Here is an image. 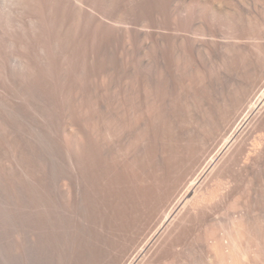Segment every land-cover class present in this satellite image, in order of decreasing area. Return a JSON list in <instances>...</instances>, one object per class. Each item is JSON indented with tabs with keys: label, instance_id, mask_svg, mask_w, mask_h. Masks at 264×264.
Instances as JSON below:
<instances>
[{
	"label": "rangeland",
	"instance_id": "374dc122",
	"mask_svg": "<svg viewBox=\"0 0 264 264\" xmlns=\"http://www.w3.org/2000/svg\"><path fill=\"white\" fill-rule=\"evenodd\" d=\"M59 1L0 0V264H264V0H246L238 8L235 0L234 11L225 5L231 18V11L245 16L239 19L212 23L200 15L189 21L181 17L205 37L193 38L192 44L185 38L188 35H181L186 43L182 52L177 51L182 58L194 57L195 65H186L193 66L201 81L185 84L186 80L177 81L178 74L172 79L171 73L172 81L164 86L170 93L176 81L183 91L173 89L167 98L172 99L167 102L171 109L166 106L168 115H174L175 119L169 115L171 121L179 119L173 126L182 146L167 147L170 152L157 148L153 165L146 163L145 150L138 152L136 162L121 168L122 175H130L122 176L117 188L106 185L107 181L97 183L85 163L86 110L101 111V98H116L119 91L114 86L118 81L108 83L102 73L97 75V61H105L112 76L131 73L139 60L150 66L152 54L167 49L173 35L108 23L93 12L91 2ZM217 2L220 5L219 0L197 3V10L210 6L221 10L224 5L220 9ZM104 34L115 43L113 39L111 45L100 44V49ZM95 45L98 52L92 48ZM185 50L190 55H184ZM155 73L148 76L152 81L158 78ZM176 97L178 104L183 101L176 106L180 110L172 108ZM181 117L188 120L184 125ZM179 127L183 132L176 130ZM138 171L154 174L149 184L139 180L147 191L138 186Z\"/></svg>",
	"mask_w": 264,
	"mask_h": 264
},
{
	"label": "bare ground",
	"instance_id": "6f19581e",
	"mask_svg": "<svg viewBox=\"0 0 264 264\" xmlns=\"http://www.w3.org/2000/svg\"><path fill=\"white\" fill-rule=\"evenodd\" d=\"M86 1L88 4L89 2L92 3L94 9H93V12L95 11L98 15V17H100L101 20H109L108 23H111V22H114L116 25H120V26H127L129 24H131L130 26L133 25V27H137V28H140L142 30H157V31H169L171 32V34L173 36H169L168 38V41H170V46L168 47V42L165 44L167 46V49L165 50H162L160 52V49H156L158 52H154L152 54V58L151 57H146L147 59L151 58V60H153L151 62L150 60V66H145V65H142V61L139 62L140 58L138 59L139 61L134 63L133 65H130L129 68H131V66H133L131 69V73H128L127 70H129V68L126 70L127 73L125 72H121V73H124V74H116L114 76H112L110 73L107 72V68L105 66V64H100L102 62V59H101V62L97 64L98 66V69L96 68L95 70H97L98 74L97 75H100V73H102L101 75L104 76L105 78V82H112V83H115L114 81H118L117 83H119L120 85V88L117 87L119 85H114L117 90H119L116 94V98L114 97L113 95V99L110 98V95H109V98L110 99H106V96L104 95L105 97V101H103V97L101 98V103L104 102V105L101 104L100 108H101V111L99 112H95L94 109H93V105H90L88 108L90 110V107L91 110L88 112L86 109V112L87 114L85 115V118L86 120L83 122L85 125L83 126V131L82 133H84V144H85V156H87L86 160L87 162V165L86 167H88V173H90V175L92 174V176L90 177H95L96 180H97V183L99 181L102 182L103 181V185L104 184V181H107V183L109 184H106L108 186H113L115 187V184L120 181L121 182V177L124 176L126 177V175L129 173H125L126 175H122L124 174L123 172V168L125 167V169L127 168L126 166H130L132 163L136 162V158L138 157V152L140 151H143L145 150L146 152V157H147V161L146 163L149 161L150 164H152V162L154 163V159H155V150L159 147H178L179 145H181L180 143H178V140L176 139L175 137V127L173 126L175 123L174 122H177L179 119H176L173 121V119H175L173 116H170L173 117L172 121L170 119V116L168 115V109H171V105L168 104L169 102L171 103V100L168 101V97L170 98V96L172 97V92L171 91L175 88H178L180 86L177 87L178 83H176L175 79L173 81H175L174 85L176 86L175 88L172 89V86H171V91L170 93H168V91H166L167 89L164 87L165 85H169V82H171V73L173 74L172 76V79L173 78H176L179 76V78H176L177 81L179 80V82H183L184 83V80H186L185 84L188 82V81H193V84H194V81H197L199 80L200 78V81H201V77H199V74L198 73H194L193 72V66H192V69L189 68V65L191 63L194 64L195 60H194V57H191L189 58L190 56V53L188 50V52H184V55H187L188 57L185 58H182V56L180 55H177V51L180 53L182 52V50H184L183 48V44L186 43L183 41V39L180 37L181 35H188L189 37H185L186 39H191L190 41H194V39L197 37V38H200L202 35L199 33V30H195L194 25H190V23L188 22H184L185 20H181V17H185L188 19L186 21H189V20H192V19H197V17H199L198 15L201 16V19L202 20H205V21H225V20H228L229 18H231V14L230 13V6L232 7V2H236L234 5H241V6H244L243 4L245 3L246 4V0H231L228 2L227 1V4H223V0H219L220 5V9L222 8L221 6L224 5V7L219 10L217 9H214L212 8L211 6L208 7V8H203L201 11L200 10H197V8L200 7L199 4H204V2H206V0H203L201 3L200 2H197L199 0H194V1H183V0H84ZM84 1H82L84 3ZM225 1V3H226ZM42 2V1H41ZM58 2H60L58 0ZM63 2V1H62ZM66 2V1H65ZM81 2V3H82ZM85 2V3H86ZM199 4H197V3ZM216 2V1H215ZM214 2V3H215ZM231 2V3H230ZM50 3V2H49ZM71 3V2H70ZM82 3V5H83ZM211 3V2H210ZM230 5H229V4ZM248 3V2H247ZM250 3V2H249ZM256 3V2H255ZM258 3V2H257ZM57 4V3H56ZM87 4V5H88ZM208 4H209V1H208ZM207 4V5H208ZM232 4V5H231ZM261 4V3H260ZM259 4V5H260ZM263 4V3H262ZM66 5V4H64ZM73 5V4H72ZM213 6V4H211ZM225 5L229 6L226 7ZM58 6V5H57ZM66 6H69V5H66ZM89 6V5H88ZM203 7V5H201ZM209 6V5H208ZM70 7V6H69ZM87 7V6H86ZM204 7H207V6H204ZM218 7V6H217ZM234 7V6H233ZM232 7V8H233ZM256 7V6H255ZM259 7V6H258ZM257 7V8H258ZM38 8V7H37ZM80 8V7H79ZM78 8V9H79ZM85 8V7H84ZM211 8V9H210ZM225 8H227L229 12H226ZM235 8V7H234ZM234 8L232 9V11H234ZM238 8V6H237ZM236 8V9H237ZM240 8V7H239ZM242 8V7H241ZM59 9V8H58ZM63 9V7H62ZM91 9V8H90ZM213 9V10H212ZM235 9V11H237ZM245 9V8H244ZM247 9V7H246ZM256 9V8H255ZM46 10V9H45ZM60 10V9H59ZM68 10V9H67ZM77 10V9H76ZM81 10V8H80ZM259 10V9H258ZM37 11V10H36ZM49 11V10H48ZM72 11V10H71ZM79 11V10H77ZM76 11V12H77ZM232 13V15L234 14V16H232V20H233V17L234 18H237L238 15H239V12H238V15L235 14V13ZM240 11V10H239ZM243 11V10H242ZM240 11V12H242ZM250 11V10H249ZM257 11V10H256ZM31 12V11H30ZM53 12V11H52ZM92 12V13H93ZM94 12V13H95ZM200 12V13H198ZM236 12V13H237ZM68 13V11H67ZM66 13V14H67ZM86 13V12H85ZM95 13V14H96ZM244 13V12H243ZM250 13V12H248ZM52 14V13H51ZM69 14V13H68ZM71 14V13H70ZM79 14L81 15L80 11H79ZM87 14V13H86ZM34 15V14H33ZM39 15V14H38ZM64 15V14H63ZM62 15V16H63ZM74 15V14H73ZM242 15V14H241ZM240 15V17H241ZM236 16V17H235ZM244 16V15H242ZM249 16V15H248ZM254 16V15H253ZM39 17V16H38ZM64 17V16H63ZM83 17V16H82ZM88 17V16H87ZM90 17V16H89ZM93 17V16H92ZM238 17V19L240 18ZM245 17V16H244ZM250 17V16H249ZM68 18V17H67ZM77 18V17H76ZM95 18V17H94ZM97 18V17H96ZM185 18V19H186ZM64 19V18H63ZM91 19V18H90ZM88 19V20H90ZM252 19V18H251ZM254 19V18H253ZM72 20V19H71ZM77 21V19H75ZM92 20V19H91ZM94 20V19H93ZM111 20V21H110ZM201 20V21H202ZM73 21V20H72ZM84 21V20H83ZM87 21V20H86ZM99 21V19H98ZM247 21V19H246ZM70 22V21H69ZM96 22V21H95ZM107 22V21H106ZM244 22V21H243ZM251 22V21H250ZM73 23V22H72ZM72 23H70L72 25ZM78 23V22H77ZM80 23V22H79ZM84 23V22H83ZM93 23V22H92ZM99 23V22H98ZM213 23V22H212ZM75 24V23H74ZM90 24V23H89ZM94 24V23H93ZM92 24V25H93ZM96 24V23H95ZM67 25V24H65ZM77 25V24H76ZM88 25V24H87ZM111 25V24H110ZM211 25V24H210ZM216 25V24H215ZM214 25V26H215ZM238 25V24H237ZM245 25V24H244ZM61 26V25H60ZM79 26V25H77ZM100 26V24H99ZM103 26V25H102ZM106 26V25H104ZM103 26V27H104ZM213 26V25H212ZM226 26V25H225ZM242 26V25H241ZM73 27V26H72ZM76 27V26H75ZM74 27V28H75ZM86 27V26H85ZM98 27V26H96ZM208 27V26H207ZM210 27V26H209ZM216 27V26H215ZM220 27V25L218 26ZM224 27V25H223ZM230 27V26H228ZM232 27V26H231ZM238 27V26H237ZM240 27V25H239ZM249 27V26H248ZM64 28V27H63ZM84 28V27H83ZM82 28L83 30V33H84V29ZM94 28V26H93ZM101 28V26H100ZM112 28V27H111ZM241 28V27H240ZM239 28V29H240ZM67 29V28H66ZM73 29V28H72ZM78 29V28H77ZM105 29V28H104ZM217 29V28H216ZM246 29V28H245ZM260 29V28H258ZM90 30V29H89ZM114 30V27L113 29ZM110 30V31H112ZM210 30V29H209ZM215 30V29H214ZM238 30V29H237ZM68 31V30H67ZM81 31V30H80ZM93 31V30H92ZM91 31V32H92ZM98 31V30H97ZM106 31H109L108 29ZM105 31V32H106ZM220 31V29H219ZM225 31V30H224ZM230 31V30H229ZM246 31V30H245ZM249 31V30H248ZM251 31V30H250ZM86 32V31H85ZM104 32V31H103ZM114 32V31H112ZM166 32V33H167ZM167 33V34H170V33ZM209 32V31H208ZM222 32V31H221ZM253 32H256L254 29H253ZM76 33V32H75ZM82 33V34H83ZM109 33V32H108ZM240 33V32H239ZM238 33V34H239ZM100 34V33H99ZM113 34V33H112ZM116 34V33H115ZM203 34V33H202ZM207 33L203 34V35H206ZM215 34V33H214ZM236 34V33H235ZM244 34V33H243ZM249 34V33H248ZM98 35V34H97ZM110 35V34H109ZM107 35V34H104V35H101L102 38L100 37V39H103V43H99L100 44H103L105 46L107 45H111V43L113 42L111 38V41H110V36ZM166 35V34H165ZM201 35V36H200ZM247 35V34H246ZM257 35V34H256ZM81 36V35H80ZM84 36V35H83ZM199 36V37H198ZM207 36V35H206ZM210 36V35H209ZM222 36V35H221ZM240 36V35H239ZM251 36V35H249ZM258 36V35H257ZM86 37V35H85ZM161 37V36H160ZM159 37V39H160ZM164 37V35H163ZM167 37V36H166ZM213 37V36H212ZM236 37V36H235ZM254 37V36H253ZM96 38V37H95ZM99 38V36H98ZM181 38V39H180ZM194 38V39H193ZM205 37H201V39ZM215 38V37H214ZM228 38V36H226V39ZM234 38V37H233ZM232 38V39H233ZM249 37H247L248 39ZM257 38V37H256ZM90 39V38H88ZM87 39V40H88ZM94 39V38H92ZM91 39V40H92ZM158 39V38H157ZM220 39V38H219ZM225 39V38H224ZM230 39V40H232ZM251 39V38H250ZM82 40V39H81ZM86 40V41H87ZM117 40V39H116ZM164 40V39H163ZM167 40V39H165ZM185 40V39H184ZM197 40V39H195ZM215 40V39H214ZM236 40V39H235ZM254 40V39H253ZM256 40V39H255ZM264 40V39H263ZM187 41V40H186ZM189 41V42H190ZM192 41V44H194ZM212 41H213V38H212ZM99 42V41H98ZM165 42V41H164ZM196 43V41H194ZM201 42V41H199ZM197 42V43H199ZM225 42V41H224ZM232 42V41H231ZM81 43L83 44V41H81ZM91 43V42H90ZM94 43V42H93ZM92 43V44H93ZM114 43H115V39H114ZM119 43V42H117ZM161 43V42H159ZM82 44H79L80 46ZM95 44V43H94ZM97 44V43H96ZM157 44V43H156ZM163 44V43H162ZM161 44V45H162ZM189 44V43H187ZM203 44V43H202ZM88 45V44H87ZM115 45V44H114ZM186 45V44H185ZM191 45V43L189 44ZM197 45V44H196ZM232 45V44H231ZM239 45V44H238ZM73 46V45H71ZM154 46V44H153ZM166 46H164L163 48H166ZM200 45H197V47H199ZM236 46V45H235ZM79 47V46H78ZM86 47V46H85ZM88 47V46H87ZM95 49L98 47L97 45L93 46L92 48ZM104 47V46H103ZM109 47V46H108ZM187 48V45L185 46ZM193 47V46H192ZM192 47H191V50H192ZM237 47V46H236ZM73 48V47H72ZM81 48V47H80ZM89 48V47H88ZM91 48V50H93ZM101 45H100V49H101ZM241 48V47H240ZM99 49V48H98ZM98 49H96V52H98ZM189 49V48H187ZM193 49H195L193 47ZM149 50V49H148ZM156 50H153V51H156ZM197 50V49H196ZM195 50V51H196ZM85 51V50H84ZM83 51V52H84ZM100 51V50H99ZM102 51V50H101ZM193 51V50H192ZM193 52V54L195 53V55H199V53L197 52ZM199 51V50H197ZM203 51V50H202ZM81 52V51H80ZM93 52V51H92ZM95 52V50H94ZM100 53V52H99ZM97 53L96 55L98 56ZM143 53V52H142ZM150 53H152V51H150ZM149 53V54H150ZM186 53V54H185ZM94 54V53H93ZM101 54V53H100ZM136 54V53H135ZM145 56L146 55H149L148 52L147 54L144 53ZM203 54V52H202ZM76 55V54H75ZM80 55V54H79ZM95 55V56H96ZM138 55V54H137ZM192 55V54H191ZM194 55V56H195ZM245 55V54H244ZM83 56V55H81ZM193 56V55H192ZM71 57V56H70ZM87 57V56H86ZM85 57V58H86ZM200 57V56H199ZM244 57V56H243ZM76 58V57H75ZM95 58V57H94ZM138 58V57H137ZM144 58V57H143ZM142 58V59H143ZM189 58L190 60L189 61H186V59ZM223 58V57H222ZM83 59V58H82ZM145 59V58H144ZM197 60V58H195ZM94 60V59H93ZM97 60V59H96ZM136 60V59H135ZM207 60V59H206ZM77 61H78V58H77ZM145 61V60H144ZM143 61V62H144ZM147 61V60H146ZM202 61V60H201ZM236 61V60H235ZM249 61V60H248ZM246 61V62H248ZM132 62V61H131ZM189 65H186L187 63H189ZM209 62V61H208ZM225 62V61H224ZM237 62V61H236ZM242 62V61H241ZM86 63V62H85ZM139 63V64H137ZM149 61L146 63L148 65ZM239 63V62H238ZM253 63V62H252ZM87 64V63H86ZM137 64V65H135ZM145 64V62L143 63ZM231 64V63H230ZM243 64V62H242ZM250 64V63H249ZM84 65V64H83ZM192 65V64H191ZM195 65V64H194ZM204 65V64H203ZM241 65V64H239ZM89 66V65H88ZM211 66V65H210ZM223 66V65H222ZM225 66V65H224ZM246 66V65H245ZM248 66V64H247ZM246 66V67H247ZM87 67V66H86ZM191 67V66H190ZM196 66H194L195 68ZM207 67V66H206ZM253 67V66H252ZM77 68V67H76ZM202 68V67H201ZM225 68V67H224ZM228 68V67H227ZM245 68V67H244ZM197 69V68H196ZM204 69V68H203ZM237 69V68H236ZM79 70V69H78ZM160 70V71H159ZM235 70V69H234ZM242 70H243V67H242ZM73 71V70H72ZM124 71V70H123ZM130 71V70H129ZM156 73L159 74L158 75V78H155L154 81L151 80L150 77V73L152 74L153 73ZM158 71V72H157ZM194 71H197V70H194ZM200 71V70H199ZM244 71V70H243ZM246 71V70H245ZM248 71V70H247ZM71 72V71H70ZM161 72V73H160ZM193 72V73H192ZM198 72V71H197ZM201 72V71H200ZM216 72V70H215ZM214 72V73H215ZM237 72V71H236ZM73 73V72H72ZM76 73V72H75ZM83 73V72H82ZM96 73V72H95ZM155 73V74H156ZM176 73V74H175ZM237 73H240L239 71ZM242 73V72H241ZM241 73L239 75H241ZM94 74V73H93ZM156 74V75H157ZM178 76H174V75H177ZM243 74V73H242ZM252 74V73H251ZM73 75V74H72ZM96 75V76H97ZM153 75V74H152ZM151 75V76H152ZM78 76V75H77ZM81 76V75H80ZM87 76V75H86ZM85 76V77H86ZM202 76V75H201ZM217 76V75H216ZM214 78V76H212ZM211 77V78H212ZM237 77V76H236ZM249 77V75H248ZM250 77H253L252 75ZM74 78H77V77H74ZM154 78V76L152 77ZM203 78V77H202ZM216 78V77H215ZM243 78H245V76L243 75ZM80 79V78H78ZM170 79V81H169ZM250 79V78H249ZM85 80V79H84ZM76 81V80H75ZM248 81V80H247ZM74 82V81H73ZM155 82V83H154ZM189 82V84H190ZM154 83V84H153ZM192 83V82H191ZM211 83V82H210ZM106 84V83H105ZM171 84V83H170ZM182 84V83H181ZM180 85V83H179ZM202 85V84H201ZM237 85V84H236ZM183 86V84L181 85ZM114 87V88H115ZM206 87V86H205ZM204 87V88H205ZM228 87V86H227ZM119 88V89H118ZM181 88V87H180ZM186 88V86H185ZM190 88V87H189ZM188 88V89H189ZM193 88V87H192ZM225 88V87H224ZM197 89V88H196ZM237 89V88H236ZM177 90V89H175ZM174 90V91H175ZM183 90V89H182ZM201 90V89H200ZM115 91V90H114ZM177 91H180L177 90ZM175 91V95L176 96V92ZM192 91V90H191ZM229 91V90H228ZM235 91V90H234ZM183 93V91H180ZM179 92V93H180ZM195 92V91H194ZM237 92V91H236ZM178 93V94H179ZM199 93V92H197ZM169 94H171L169 96ZM204 94V93H203ZM217 94V93H216ZM228 94V93H227ZM205 95V94H204ZM220 95V94H219ZM200 96V95H199ZM230 96V95H229ZM264 96V95H263ZM108 97V96H107ZM221 97V96H220ZM260 97V96H259ZM174 98V97H173ZM177 98V99H176ZM175 100L177 101L178 100V97H176ZM222 98V97H221ZM224 98V97H223ZM263 98V97H262ZM261 98V99H262ZM133 99V100H132ZM135 99V100H134ZM181 99V100H180ZM226 99V98H225ZM231 99V98H230ZM259 99V98H258ZM175 100L173 101L174 104H175ZM180 101H182V98H179ZM233 100V99H232ZM87 101V100H86ZM98 101V100H97ZM133 101V102H132ZM230 101V100H229ZM168 102V103H167ZM172 102V103H173ZM179 101L176 102V105L175 107H173L172 105V108H178V107H181V103L183 102H180L178 104ZM226 102V101H225ZM232 102V101H231ZM230 102V103H231ZM261 102V101H260ZM87 103V102H86ZM203 103V101H202ZM264 103V102H263ZM89 104V103H88ZM92 104V103H91ZM168 106V109L166 108V106ZM197 104V103H196ZM216 104V103H215ZM103 105V106H102ZM187 105V104H186ZM185 105V106H186ZM248 105V104H247ZM258 105V104H257ZM99 106V105H98ZM178 106V107H176ZM217 106V105H216ZM215 106V107H216ZM232 106V105H231ZM95 107V105H94ZM211 107V106H210ZM234 107V106H233ZM264 107V106H263ZM87 108V107H86ZM99 108V109H100ZM103 108V110H102ZM166 108V110H165ZM188 108V107H187ZM205 108V107H204ZM218 108V107H216ZM261 108V107H260ZM93 109V111H92ZM179 109V108H178ZM183 109V108H182ZM181 109V110H182ZM203 109V108H202ZM229 109V108H228ZM262 109V108H261ZM98 110V109H96ZM180 110V109H179ZM177 110V111H179ZM207 110V109H206ZM214 110V108H213ZM218 110V109H217ZM259 110V109H258ZM257 110V111H258ZM172 111V110H171ZM170 111V113H171ZM174 111H176L174 109ZM188 111V110H186ZM185 111V112H186ZM219 111H221L219 109ZM184 112V111H183ZM209 112V111H208ZM226 112V111H225ZM259 112V111H258ZM176 113V115L178 113H180L179 115H181L182 113L179 111L178 113L177 112H174V114ZM214 113V112H213ZM217 113V112H216ZM220 115V112H218ZM228 114H230L229 112H227ZM235 113V111H234ZM252 113V112H251ZM249 113V114H251ZM173 114V111L172 113ZM190 114V113H189ZM206 114V113H205ZM232 114V113H231ZM256 114V113H255ZM185 115V114H184ZM200 115V114H199ZM209 115V114H208ZM217 115V116H218ZM257 115V114H256ZM178 116V115H177ZM183 116V115H181ZM180 117V116H179ZM185 117V116H184ZM184 117H181L182 119ZM206 117V116H205ZM224 117H227V115L225 114ZM231 117V116H230ZM248 117V116H247ZM178 118V117H177ZM200 118V117H199ZM203 118V117H201ZM213 118V117H212ZM220 118V117H219ZM229 118V117H228ZM181 119V120H182ZM187 118H184L183 119V125L184 123H186L188 120H186ZM210 119V118H209ZM180 120V121H181ZM207 120V119H206ZM179 121V122H180ZM208 121V120H207ZM220 121V120H219ZM217 120V122H219ZM229 121V120H228ZM257 121V120H256ZM263 121V120H262ZM195 122V121H194ZM197 122V121H196ZM227 122V121H226ZM174 123V124H173ZM206 123V122H205ZM225 123V122H224ZM244 123V122H243ZM262 123V122H261ZM226 124V123H225ZM257 124V123H256ZM260 124V123H258ZM190 125V124H189ZM196 125V123H195ZM194 125V126H195ZM176 126V124H175ZM179 126V125H178ZM206 126V125H205ZM204 126V127H205ZM177 127V126H176ZM209 127V126H208ZM215 127V126H214ZM255 127V126H254ZM257 127V126H256ZM184 128V127H182ZM187 128V127H186ZM197 128V127H196ZM261 128V127H260ZM179 128H176L177 131H182L183 130H179ZM188 129V128H187ZM195 129V128H194ZM202 129V128H201ZM212 129V128H211ZM210 129V132L212 131ZM203 130V129H202ZM213 130H215L213 128ZM219 130V129H218ZM249 130V129H248ZM191 131V130H190ZM205 131V130H204ZM254 131V130H253ZM200 132V131H199ZM208 132V131H207ZM209 132V133H210ZM216 132V131H215ZM214 132V133H215ZM251 132V131H250ZM178 133V132H177ZM203 133V132H202ZM182 134V133H181ZM196 134V133H195ZM212 134V133H211ZM209 135V134H207ZM256 135V133H255ZM193 136V135H192ZM199 136V135H197ZM212 136V135H211ZM259 136V135H258ZM191 137V136H190ZM195 137V136H194ZM184 138V137H182ZM188 140H189V137H187ZM192 138V137H191ZM208 138V137H207ZM213 138V137H212ZM180 139V138H179ZM197 139V138H196ZM250 139V137H249ZM187 140V141H188ZM194 140V139H193ZM248 140V139H247ZM259 140V139H258ZM197 141V140H195ZM193 141V143L195 142ZM187 143V142H186ZM196 143V142H195ZM195 143L193 145H195ZM257 143V142H255ZM264 144V143H263ZM109 148V156H110V159H109V162H112L110 160H113V163H107V155L105 153L106 151V147ZM192 145V144H189V146ZM111 146V147H110ZM182 146V145H181ZM240 146V145H239ZM192 147V146H191ZM189 147V148H191ZM199 147V146H197ZM104 148H106L104 150ZM111 148V149H110ZM167 148V150H168ZM179 148V147H178ZM177 148V150H178ZM185 148V147H184ZM194 147H192L193 149ZM201 148V147H199ZM170 149V148H169ZM173 149V148H171ZM170 149V150H171ZM176 149V148H175ZM181 149V148H180ZM197 149V148H196ZM108 150V149H107ZM170 150H168L170 152ZM188 150V149H187ZM253 150V149H252ZM256 150V149H255ZM165 151V150H164ZM174 151V150H173ZM171 151V154L172 152ZM193 151V150H192ZM179 152V151H178ZM182 152V151H181ZM190 152V151H189ZM188 152V153H189ZM197 152V151H196ZM194 152V153H196ZM256 152V151H255ZM254 152V153H255ZM262 152V151H261ZM174 153V152H173ZM193 153V154H194ZM141 154V153H140ZM186 154V153H184ZM259 154V153H258ZM263 154V153H262ZM144 155V154H143ZM170 155V154H169ZM175 155V153H174ZM190 155V154H189ZM137 156V157H136ZM144 156V157H145ZM187 156V155H186ZM186 156L184 158H186ZM192 156V155H191ZM258 156V155H256ZM260 156V155H259ZM136 157V158H135ZM145 157V158H146ZM171 157H174V156H171ZM195 157V156H194ZM175 159L176 156L174 157ZM189 158V157H188ZM188 158L186 161H188ZM192 158V157H191ZM181 159V158H180ZM142 160V159H141ZM145 159L142 160V162L144 161ZM183 160V159H182ZM185 160V159H184ZM141 162V161H140ZM168 162H170L168 160ZM193 162V161H192ZM183 163V162H182ZM181 163V164H182ZM185 163V162H184ZM191 163V162H190ZM165 164V163H164ZM142 165V164H141ZM148 165V164H147ZM153 165V164H152ZM169 165V164H168ZM171 165V164H170ZM185 165V164H184ZM189 165V164H188ZM124 166V167H123ZM140 166V165H139ZM157 166V165H156ZM181 166V165H180ZM186 166V165H185ZM138 167V166H137ZM148 167V166H147ZM164 167V166H163ZM121 168L123 170H121ZM149 168V167H148ZM136 169V168H135ZM134 169V170H135ZM169 169V168H168ZM172 169V168H171ZM141 170V168H140ZM148 170V169H147ZM154 170V168H153ZM170 170V169H169ZM128 171V170H127ZM126 171V172H127ZM130 171V170H129ZM146 171V170H145ZM149 171V170H148ZM166 171V170H165ZM140 172L139 176L136 178H134L135 180L137 179L139 183H141L140 181L144 182L145 180H149V172L148 174L146 172H144L143 174H141V171H138ZM151 172V171H150ZM155 172V171H153ZM167 172V171H166ZM170 172V171H169ZM177 173V172H176ZM186 173V171H185ZM134 174V173H132ZM136 174H138L136 172ZM161 174V173H160ZM173 173H171L172 175ZM89 175V174H88ZM87 175V176H88ZM111 175V178L109 180L108 177ZM130 175V173L128 174ZM108 176V177H107ZM133 176V175H132ZM151 176H154V174L152 175L151 173ZM150 176V178H151ZM178 176V175H177ZM93 177V178H94ZM123 177V178H124ZM160 177V176H159ZM127 178V177H126ZM153 178V177H152ZM155 178H157V175L155 173ZM171 178V177H170ZM169 178V179H170ZM179 178V177H178ZM131 179H133L131 177ZM154 179V178H153ZM140 180V181H139ZM157 180V179H155ZM124 181V180H123ZM122 181V182H123ZM126 182V181H125ZM128 182V181H127ZM132 182V181H131ZM161 182V181H160ZM130 183V182H129ZM128 183V185H129ZM138 183V186L141 190H144L145 188L147 189V187L141 183L139 185ZM152 183V182H151ZM154 183V182H153ZM175 183V182H174ZM102 184V183H100ZM120 184V183H119ZM122 184V183H121ZM147 184V182L145 183V185ZM148 184H149V181H148ZM127 185V184H126ZM143 185V186H142ZM155 186V184H153ZM157 185V184H156ZM93 186V185H92ZM108 186H105L108 188ZM121 186V185H120ZM133 186V185H132ZM150 186V185H149ZM110 187L108 190H110ZM156 187V186H155ZM158 187V186H157ZM117 188V187H115ZM126 188V187H125ZM163 188V187H162ZM113 189V188H112ZM111 189V190H112ZM145 189V190H146ZM167 189V188H166ZM107 190V191H108ZM118 190V189H116ZM122 191V190H121ZM147 191V190H146ZM151 191V190H150ZM109 192V191H108ZM107 192V193H108ZM123 192V191H122ZM129 192V191H128ZM127 192V193H128ZM131 192V191H130ZM139 192V191H138ZM144 192V191H143ZM132 193V192H131ZM137 193V192H136ZM160 193V192H159ZM129 195V194H128ZM140 195V194H139ZM146 195V194H145ZM108 196V195H107ZM130 196V195H129ZM133 196V195H132ZM152 196V194H151ZM123 197V196H122ZM147 197V196H146ZM143 198V197H141ZM150 198V197H149ZM126 199V198H125ZM128 200V199H127ZM142 200V199H141ZM114 201V200H112ZM133 201V200H132ZM136 201V200H135ZM117 202V201H115ZM141 202V201H139ZM146 202V201H145ZM132 204V203H131ZM147 206V205H146ZM134 207V206H133ZM136 207V206H135ZM123 211V210H122ZM136 211V210H135ZM119 212V211H118ZM140 212V211H139ZM115 213V212H114ZM124 214V213H123ZM129 215V214H127ZM130 218V217H129ZM135 218V217H134ZM128 219V218H127ZM139 220V219H137ZM133 222V221H132ZM246 242V241H245ZM251 242V240H250ZM243 243V242H242ZM260 243V242H259ZM244 244V243H243ZM250 244V243H249ZM246 247V244L244 245ZM254 246V245H253ZM263 246V245H262ZM264 248V246H263ZM262 249V248H261ZM247 250H248V247H247ZM248 252V251H247ZM250 252V250H249ZM255 252V251H254ZM258 254V253H256ZM264 255V254H263ZM251 257V256H250ZM257 257V256H256ZM247 258V257H246ZM248 261V260H247ZM256 264V263H255Z\"/></svg>",
	"mask_w": 264,
	"mask_h": 264
}]
</instances>
